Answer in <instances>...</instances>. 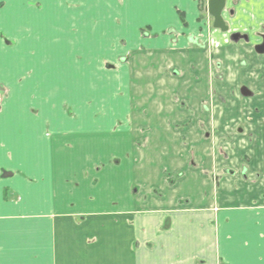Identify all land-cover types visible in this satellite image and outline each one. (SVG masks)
<instances>
[{"label":"crops","instance_id":"crops-1","mask_svg":"<svg viewBox=\"0 0 264 264\" xmlns=\"http://www.w3.org/2000/svg\"><path fill=\"white\" fill-rule=\"evenodd\" d=\"M57 1L0 0V64L21 48L32 56L43 42L35 28L45 33L55 18L80 52L102 50L97 61L114 64L110 77L128 80L140 101L120 121L109 105V119L69 134L47 118V102L32 111L16 98L22 88L0 84V264H264V58L255 52L264 0H226V31L214 27L210 0ZM235 32L248 40L232 42ZM164 84L186 103L153 102V115L143 114L144 95ZM214 84L218 102L208 107ZM164 111L188 123L165 145L151 130L167 126ZM94 142L112 149L95 167L90 157L100 155L85 150Z\"/></svg>","mask_w":264,"mask_h":264},{"label":"rangeland","instance_id":"rangeland-1","mask_svg":"<svg viewBox=\"0 0 264 264\" xmlns=\"http://www.w3.org/2000/svg\"><path fill=\"white\" fill-rule=\"evenodd\" d=\"M104 2L106 3V6H112L110 0ZM29 3L35 5L34 0H29ZM52 5L54 8H61L62 1L58 0L57 3H52ZM103 5L104 4L100 7L101 10ZM102 17L104 16L101 14V18ZM56 21L57 19L52 18L51 25L47 26L45 33L43 28H35L34 34L38 32L39 38L34 37L33 40H42L43 42L37 46H33L34 49L31 51L32 56H29V50L21 48L18 60L17 58H15L16 60L7 59L4 63L0 64V84L8 85L12 88H22L21 90L16 91V98L20 99L19 103L25 104L26 106L31 105L32 111H38L40 106L44 102H47L46 104L50 107L49 116H47V118L50 119L51 122L57 121L63 124L62 131L64 133L71 134V132L75 133L82 131V126L85 122H94L103 118L109 119L108 112L106 111L109 105L115 107V119L116 121H120L119 119H123L128 114L126 110L127 103L130 102L131 107L132 105L137 106L140 101V99L137 100L139 97L131 100L132 97L129 94V81L123 79L114 80L111 78V73H114V69L112 68L114 67V64H106L97 61L98 59H105V53L100 50L98 53L92 55L91 53H88L90 52L89 50L85 49L84 52H80V48L77 47V44L71 41V36L66 34L64 27L66 28L68 24L62 21L63 26L61 25V28ZM58 21L61 24V15L58 18ZM101 23L104 24L105 22L103 21ZM147 33V30H142L144 36H146ZM87 34L89 35L90 32H87ZM234 34L239 33L235 32ZM148 36H150L149 33ZM100 38H103V33L100 34ZM6 43L8 46L12 45V42L8 41ZM46 47L49 52L47 60L50 62L43 63L39 61V59L41 56L48 54ZM178 49L180 50V48ZM193 49H195V47L190 46L189 50ZM90 55L93 56L91 58L93 61L84 62L87 59L86 56ZM75 57L77 59L82 58V60L78 59L79 61L76 63ZM259 58L262 59L264 56H259ZM211 63L213 68L217 66V71L219 62L215 57L211 58ZM100 64L103 65L102 69L100 68ZM103 70H105V72H103ZM164 87L166 90L161 95L157 94L154 98H152V94L144 95L146 100L141 104L146 105V110L143 111V114L153 115L154 112L149 108L153 102L166 107L169 102H177V98L178 101L179 99L182 101L181 105L186 103V100L182 97L183 94L179 92L180 89H172L166 84H164ZM55 90H57L56 93L53 92ZM211 91L212 92L209 96H203L207 100H204V105L208 107H212L218 102L215 84L211 88ZM185 94L188 96L187 92ZM191 94H193V91H191ZM258 95L259 94L255 92V96L250 99L254 104L255 100H259ZM7 98L8 94L6 92L1 93L0 105ZM226 101L227 100L225 99V102ZM207 114L209 115L210 111ZM161 117L165 120L169 119L167 126L153 127L151 130L155 132L157 131L163 136V145L168 142L167 140L169 138L167 135H172L177 131L181 132L188 127V123L174 124L175 122L172 119L177 121L175 115L173 117L170 115L168 116L167 111H164ZM208 119L204 118L206 121H208ZM206 123L208 124L209 122ZM22 127L26 129V126L22 125ZM84 129L90 132L93 127L90 125L86 126ZM204 133L205 132H203V134ZM210 136L212 138L214 137L212 131ZM215 141L217 144L216 137ZM81 150L82 148L79 146V151ZM85 150H91V152H89L90 155L93 152L100 155L98 162L94 161L96 159L94 155H91L90 157V162L92 163V166L95 167L96 163L107 162V158H109V153L112 149H109L106 143L94 142L92 144H86ZM123 150L124 145L122 143L116 146L117 153H122ZM110 161L112 160L110 159ZM12 175V173L7 174V172H2L1 178L7 179ZM12 200H17V198H13Z\"/></svg>","mask_w":264,"mask_h":264},{"label":"water","instance_id":"water-1","mask_svg":"<svg viewBox=\"0 0 264 264\" xmlns=\"http://www.w3.org/2000/svg\"><path fill=\"white\" fill-rule=\"evenodd\" d=\"M225 3L226 0H210L209 2V14L213 17L214 19V27L216 29L226 31L227 27L225 24V21L223 19L222 13L225 8ZM234 42H238L241 39V35L235 34L231 38ZM247 39V38H245ZM256 52L259 55H264V37H263V44L260 46L256 47ZM242 94L244 96H250L251 94L246 90H242Z\"/></svg>","mask_w":264,"mask_h":264},{"label":"flooded vegetation","instance_id":"flooded-vegetation-1","mask_svg":"<svg viewBox=\"0 0 264 264\" xmlns=\"http://www.w3.org/2000/svg\"><path fill=\"white\" fill-rule=\"evenodd\" d=\"M209 2H210V1H209ZM208 5H209V4H208ZM207 12H208V14H209V6H208V9H207ZM209 15H210V14H209ZM211 18H213V17H211ZM213 25H214V19H213ZM221 31H222V30H221ZM233 35H235V34H233ZM233 35H232V36H233ZM239 35H240V34H239ZM232 36H231V38H232ZM263 37H264V36H262V42H261V44H259V45H257V46H260V45L263 44ZM245 38H247V39H245ZM241 40H246V41H247V40H248V37L241 35V39H240L239 41H241ZM231 41L234 42L232 39H231ZM239 41H238V42H239ZM238 42H234V43H238ZM257 46H256V47H257ZM256 47H255V49H256ZM255 52H256V50H255ZM256 54H257L258 56H264V55H259L257 52H256ZM243 89H246L251 95H250V96H244V95L242 94V90H243ZM242 90H241V95H242V97L245 98V99L250 98V97L253 95L252 92H251L247 87L242 88Z\"/></svg>","mask_w":264,"mask_h":264},{"label":"trees","instance_id":"trees-1","mask_svg":"<svg viewBox=\"0 0 264 264\" xmlns=\"http://www.w3.org/2000/svg\"><path fill=\"white\" fill-rule=\"evenodd\" d=\"M202 10H203V9H202ZM179 15H180L181 20L183 21V23H185V16H184V14H183V13H179ZM5 199H7V198H6V192H5Z\"/></svg>","mask_w":264,"mask_h":264}]
</instances>
